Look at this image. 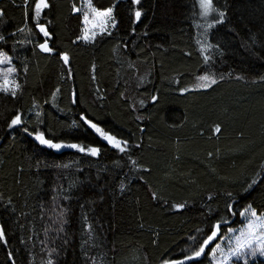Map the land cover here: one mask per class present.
<instances>
[{
    "label": "trees",
    "instance_id": "trees-1",
    "mask_svg": "<svg viewBox=\"0 0 264 264\" xmlns=\"http://www.w3.org/2000/svg\"><path fill=\"white\" fill-rule=\"evenodd\" d=\"M48 2L34 20V0L27 14L23 0H0V34L10 37L0 50L12 57L22 84L15 98L0 92V225L7 239L0 264H13L9 252L15 264H160L190 254L196 229L206 232L222 217L232 221L226 203L264 212V175L257 176L264 174V0H213L216 13L207 19L198 0H92L97 8L113 7L118 21L111 36L94 43L76 41L83 13L71 9L81 0ZM37 23L51 35L44 38ZM43 39L53 54L33 50ZM197 40L213 45L204 53L208 63ZM60 51L70 54V69ZM205 73L217 83L197 89L196 77ZM17 109L29 131L97 146L100 154L49 149L23 126L7 129ZM81 111L141 147L120 153L90 129L74 127ZM217 124L220 133L213 131ZM208 193L216 194L213 201ZM183 202V210L170 207ZM235 217L234 228L242 223ZM245 260L264 264L259 257L234 264ZM190 264H210V255Z\"/></svg>",
    "mask_w": 264,
    "mask_h": 264
},
{
    "label": "snow or ice",
    "instance_id": "snow-or-ice-1",
    "mask_svg": "<svg viewBox=\"0 0 264 264\" xmlns=\"http://www.w3.org/2000/svg\"><path fill=\"white\" fill-rule=\"evenodd\" d=\"M131 4H138L139 0H130ZM200 3V15L204 18H208L210 14H215L216 9L213 7V0H199ZM25 13L27 14L29 0H23ZM50 7L48 0H34V7H32L31 11L33 13V19L39 20L41 17V13ZM86 8L84 10L82 8H78L75 4L72 5L71 11L73 13L82 12V23L84 27L80 30V35H77L76 41H83L86 43H94L97 41L98 37L111 36L113 33L111 29H115L118 21L114 16V8L109 6L107 8H97L93 5L92 0H86ZM3 15V11H0V16ZM141 11L137 10L134 13L135 19L138 21L141 17ZM218 22L222 23L224 13L221 11L218 14ZM203 27V25H201ZM212 27V24H208L207 28H205V32L202 35H205L209 28ZM36 28H38L39 33L42 34L44 38L49 37L51 34L45 27L43 23H37ZM22 31V29H21ZM31 32V30L29 29ZM14 35V33L12 34ZM33 35H35L33 33ZM10 37H5L0 34V44H6L7 39ZM197 44L201 46V55L205 63H208L210 57L208 55H204L208 49L212 48V44L205 43L201 44L200 40L196 41ZM15 43V42H14ZM27 43H33L31 39L27 41ZM75 43V41H73ZM126 47V45H125ZM38 49L41 53L44 54H53L56 50L50 46L48 39H43L42 42L34 43V49ZM58 55L59 60L63 63L66 69H70L71 60L70 54L68 52L60 51L56 53ZM0 64L8 65L7 67L0 68V92L10 94L13 98L17 97L22 92V84L16 78L17 68L12 64V57L9 56L6 52L0 50ZM23 71L26 73L28 70V65L24 64ZM93 71H95V65L92 66ZM69 78L71 77V72L68 71ZM95 80V76L92 77ZM222 79V77H221ZM196 85L197 89H208L212 85L217 83V79L213 75H209L207 73L198 75L196 77ZM60 89L57 88L53 93L52 97L55 98L56 93L59 92ZM99 92L100 90L97 89ZM188 91L187 88H181L180 92L184 93ZM71 103L76 104V93L72 92L71 94ZM124 94L121 93V96ZM103 99V97H100ZM157 96L152 95L151 100L157 101ZM144 102L140 101V106L143 107ZM36 117H40V112H36ZM141 117H137L140 119ZM39 123H43V121H39ZM73 126L80 129L85 128L90 129L97 137L101 140L105 141L107 146H110L112 149L120 153L127 154L131 151L132 148L139 149L141 147L140 144H133L129 139L118 138L117 135L112 134L110 131L105 130L99 123L94 122L89 118L88 115L85 114L84 111H81L78 115V120H73ZM25 125V121L22 118V113L19 109L16 110L14 115H11L10 119L6 122L7 129L11 130L18 126ZM22 130L27 133L29 136H32L36 142L40 146H46L49 149L53 150H61L64 148L75 150L79 153H84L90 155L91 157H97L100 154L101 149L97 146L88 145L85 146L83 143L79 142H64L63 140L54 141L51 138H46L45 132L40 130L38 127L32 131H29L27 126H23ZM143 131V129H141ZM214 132L220 133L222 131L221 126L219 124L215 125ZM209 156H212V153H208ZM128 159L132 162L135 167L137 162L131 159V156H128ZM67 167V165H64ZM145 171H149V169H145ZM264 175L262 173H257V176ZM257 181L253 179L250 183H248L247 188L244 190L252 188ZM125 185L122 183L120 185L121 191H123ZM214 193H208L207 201H213L215 199ZM225 195L231 200L232 193L227 192ZM151 198L153 200H159L160 197L157 193L152 192ZM164 203H168V201H164ZM238 203V202H237ZM171 209H175L176 211L183 210L186 207V202L183 203H173L170 205ZM209 213L212 212L210 205H206ZM226 214H230L231 216H236L237 212L240 218H242V223L237 227L228 226L224 229L225 225H228L230 221L227 218H221L215 220L209 224L208 230L205 232L204 229L198 228L196 229L197 235H191L188 239L191 241V247L189 248L190 254H183L182 259H161L160 264H186V262L197 261L198 258H201L203 255H211L215 264H234V261H238L243 257L248 255L255 256L259 253L260 256H264V212L258 213L257 209H255L252 204H247L244 207L235 209L234 203L228 202L225 205ZM60 231L63 229L60 228ZM47 233V230H45ZM158 235V233L156 234ZM228 238V246L227 250L221 247L220 243H217V239L224 240L225 237ZM23 242V241H22ZM0 243L7 244V239L5 235L4 226L0 225ZM153 244H156L157 241L153 239ZM210 248V252L206 253V249ZM50 252H54L55 249H50ZM219 252V258H217L216 253ZM8 259L15 261L13 259V254L11 252L8 253ZM47 264H52V260L49 259ZM244 264H248L247 260L244 261Z\"/></svg>",
    "mask_w": 264,
    "mask_h": 264
},
{
    "label": "rangeland",
    "instance_id": "rangeland-1",
    "mask_svg": "<svg viewBox=\"0 0 264 264\" xmlns=\"http://www.w3.org/2000/svg\"><path fill=\"white\" fill-rule=\"evenodd\" d=\"M199 1V0H198ZM200 4V3H199ZM80 8H82V9H84V10H87V8H86V0H81V7ZM12 64H13V62H12ZM14 65V64H13ZM8 65H5V64H0V68H4V67H7ZM220 244H221V247L222 248H225V250H227V246H228V243H229V241H228V238H227V236L225 237V239L224 240H221L220 242H219ZM216 256H217V258H219V252H217L216 253ZM248 257H259L260 259H264V256H260L259 255V253H257L255 256H252V255H248V256H246V257H243V258H241V259H247ZM210 264H215V262L213 261V259H212V256L210 255Z\"/></svg>",
    "mask_w": 264,
    "mask_h": 264
},
{
    "label": "water",
    "instance_id": "water-1",
    "mask_svg": "<svg viewBox=\"0 0 264 264\" xmlns=\"http://www.w3.org/2000/svg\"><path fill=\"white\" fill-rule=\"evenodd\" d=\"M235 216H233V220L232 221H230V223L228 224V225H225L224 227H228V226H230V225H232V223H233V221L235 220ZM208 249L209 248H207L206 249V253H207V251H208ZM205 257V255H203L201 258H198V260H201V259H203ZM194 262V261H193ZM191 263V262H190ZM186 264H189V262H186Z\"/></svg>",
    "mask_w": 264,
    "mask_h": 264
}]
</instances>
